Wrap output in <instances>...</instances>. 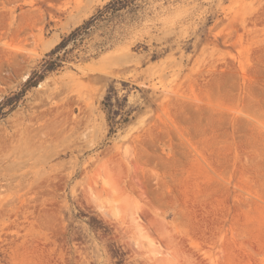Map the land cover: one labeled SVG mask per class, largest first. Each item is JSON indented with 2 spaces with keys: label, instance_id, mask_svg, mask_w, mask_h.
Segmentation results:
<instances>
[{
  "label": "rangeland",
  "instance_id": "374dc122",
  "mask_svg": "<svg viewBox=\"0 0 264 264\" xmlns=\"http://www.w3.org/2000/svg\"><path fill=\"white\" fill-rule=\"evenodd\" d=\"M110 1L0 0V264H264V0H137L27 83Z\"/></svg>",
  "mask_w": 264,
  "mask_h": 264
},
{
  "label": "trees",
  "instance_id": "16d2710c",
  "mask_svg": "<svg viewBox=\"0 0 264 264\" xmlns=\"http://www.w3.org/2000/svg\"><path fill=\"white\" fill-rule=\"evenodd\" d=\"M137 0H111L105 6L98 9V11L85 20L82 25L75 28L68 35L64 36L61 42L46 55L43 61L42 70L35 72L30 77L27 83L32 82L34 79L43 80V78L52 72L57 71L63 67L64 62L70 61L73 52L82 46L85 39L88 38L92 32L103 28L105 31L102 37L105 39L99 45L102 49L113 38L114 27L110 25L118 21L124 16V12L133 13L135 11V2ZM112 28L111 30H109ZM126 99L121 100L118 98L116 91L113 87L110 88L108 94L104 99V109L107 112V120L111 127L118 124H128L131 120L132 112L126 111Z\"/></svg>",
  "mask_w": 264,
  "mask_h": 264
},
{
  "label": "bare ground",
  "instance_id": "6f19581e",
  "mask_svg": "<svg viewBox=\"0 0 264 264\" xmlns=\"http://www.w3.org/2000/svg\"><path fill=\"white\" fill-rule=\"evenodd\" d=\"M78 87H79V86H78ZM72 93H73V92H72ZM78 98H79V97H78ZM88 108H89V107H88ZM87 110H88V109H87ZM88 111H89V110H88ZM18 112H19V111H18ZM88 113H89V112H88ZM88 113H87V114H88ZM17 114H18V113H17ZM34 114H35V113H34ZM18 115H19V114H18ZM40 115H41V114H40ZM45 115H46V114H45ZM42 117H43V116H42ZM83 117H84V116H83ZM80 118H81V117H80ZM36 119H37V118H36ZM23 120H24V119H23ZM42 120H43V119H42ZM37 121H39V120H37ZM81 121H82V120H81ZM84 121L86 122V120H84ZM41 122H42V121H41ZM77 122H78V121H77ZM21 123H22V121H21ZM18 124H19V123H18ZM78 124H79V123H78ZM30 126H31V125H30ZM40 126H41V125H40ZM41 127H42V126H41ZM74 127H75V126H74ZM74 127H73V128H74ZM28 128L30 129V127H28ZM33 128H34V127H33ZM33 128H32L31 130H34ZM52 128H53V127H52ZM26 129H27V128H26ZM54 130H55V129H54ZM54 130H53V131H54ZM26 132H27V131H26ZM33 134H34V133H33ZM58 134H59V133H58ZM30 135H31V134H30ZM23 136H24V135H23ZM23 136H22L21 138H23ZM34 136H35V135H34ZM38 136H39V135H38ZM66 136H67V135H66ZM67 137H68V136H67ZM11 138H12V137H11ZM28 138H29V137H28ZM28 138H27V139H28ZM32 138H33V137H32ZM37 138H38V137H37ZM70 138H72V137L70 136ZM30 139H31V138H29V140H30ZM33 139H34V138H33ZM19 140H20V139H19ZM48 140H49V139H48ZM51 141H52V140H51ZM57 141H58V140H57ZM69 141H70V140H69ZM29 142H30V141H29ZM21 143H22V142H21ZM44 143H45V142H44ZM44 143H43V144H44ZM27 144L29 145L30 143H27ZM50 144H51V143H50ZM30 145H33V144H30ZM35 145H36V144H35ZM45 145H46V143H45ZM47 145H48V144H47ZM38 146H39V145H38ZM40 146H41V145H40ZM34 147H35V146H34ZM41 147H42V146H41ZM29 148H30V146H29ZM29 148H28V149H29ZM32 148H33V147H32ZM32 148H31V149H32ZM39 148H40V147H39ZM42 148H43V147H42ZM44 150H45V149H44ZM29 151H30V150H29Z\"/></svg>",
  "mask_w": 264,
  "mask_h": 264
}]
</instances>
